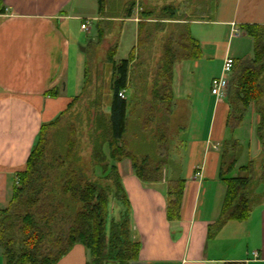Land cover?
<instances>
[{
  "label": "crops",
  "instance_id": "crops-1",
  "mask_svg": "<svg viewBox=\"0 0 264 264\" xmlns=\"http://www.w3.org/2000/svg\"><path fill=\"white\" fill-rule=\"evenodd\" d=\"M92 1L97 12H82ZM156 1L161 0H130L129 4L133 3L131 14L120 25L134 22L136 41L140 13ZM1 7L0 209L11 198L17 173L25 167L41 125L53 120L85 90L86 43L80 41L74 29L80 32L85 26L83 29L88 30L92 18L97 22L104 18L103 0L101 8H98V0H0ZM207 14L195 15L197 17L186 21L191 36L199 43L201 55L198 59L182 61H192L195 69L217 61L221 73L226 56L234 60L251 56L247 49L237 48L233 53L232 40L237 37L253 47L252 37L242 26L264 24V0H216ZM171 22L173 29L184 23ZM120 35L121 32L115 40L117 48ZM182 61L173 69V98L175 71ZM215 76L218 75H211L210 80ZM127 90L128 85L122 90L125 96ZM212 96L213 104L206 109L198 105L195 120L187 127L191 138L188 139L186 166L180 147L171 154L161 181L139 179L128 158L115 162L129 200L131 236L140 243L137 259L126 264H264V188L259 186V181L264 180V154L259 156L260 179L253 177L250 187L253 204L248 217L229 220L217 227L226 193V186L218 177L222 142L237 139L240 144V141L233 135L235 129L231 132L226 125L230 111L226 99ZM244 117L246 121L249 118L250 125L254 121L259 145L256 130L259 116L253 104ZM258 147L262 149L261 144ZM250 161L253 162L249 158L247 163ZM174 176H182L185 182L179 217L170 220L166 215V199L168 181ZM89 259V251L76 244L56 264H86ZM4 263L0 246V264Z\"/></svg>",
  "mask_w": 264,
  "mask_h": 264
},
{
  "label": "trees",
  "instance_id": "trees-1",
  "mask_svg": "<svg viewBox=\"0 0 264 264\" xmlns=\"http://www.w3.org/2000/svg\"><path fill=\"white\" fill-rule=\"evenodd\" d=\"M132 5L129 4L125 17L130 16ZM98 8H101V0H98ZM2 11L3 7L0 8ZM175 13L173 5L165 4L161 7V14L153 19L176 20ZM152 15L153 10L149 9L140 13L138 45L142 41L143 28L154 22L149 20ZM242 28L252 37V55L234 60L224 95L230 107L226 125L228 128L238 127L248 107L253 104L259 116L256 128L258 140L264 148V24H245ZM102 31L97 26L98 39L103 35ZM181 33L179 48L173 50L170 43L166 44L152 91V101L162 105L167 113L171 111L173 100L174 65L182 60L198 59L201 55L198 41L189 32V22ZM134 49L136 46L127 57L119 60H115L117 41L108 50L107 61L112 68L109 114L97 110L100 105L95 104L97 111L91 118V133L94 136L92 158L96 167L100 168L99 177L110 184L103 185L87 177L78 164L76 128L72 123L61 127L63 117L81 98L82 92L53 120L41 125L25 167L17 173L11 198L0 209V246L4 264H56L76 244L89 251L90 259L86 264H110V261L126 264L137 259L140 243L131 236L129 200L115 162L130 159L136 176L151 182L163 179V170L169 159L160 160L152 167L150 159L144 157L143 164L150 166L146 169L143 164L138 165L134 155L126 149L129 105L127 98L121 97L119 92L128 85ZM86 83L87 77L83 89ZM51 128L58 130L55 142L52 141L54 150L50 149L47 134ZM168 135L160 138L163 147ZM239 149L237 139L222 142L218 177L225 184L226 193L217 227L229 220L246 219L253 204L250 197L253 162L240 166L239 174L230 175ZM184 182L182 176H174L168 181L166 215L170 220L179 217ZM112 190H115L112 198L120 206L118 212L122 214V220L113 222L110 230L109 194Z\"/></svg>",
  "mask_w": 264,
  "mask_h": 264
},
{
  "label": "rangeland",
  "instance_id": "rangeland-1",
  "mask_svg": "<svg viewBox=\"0 0 264 264\" xmlns=\"http://www.w3.org/2000/svg\"><path fill=\"white\" fill-rule=\"evenodd\" d=\"M215 1L161 0L153 2V5H150L147 10H153L152 19L149 20L154 22H150L141 31L142 41L139 45L134 33L135 23L126 21L125 25H120V22L126 18L124 15L130 0H103L102 14L104 18L102 21H98L101 23L98 24L96 19L92 18L93 20L91 19L88 23V30L83 29L85 26L80 32L77 31V28L74 29L73 32L78 34L80 41L86 43L84 46L87 56V83L81 98L73 104L63 117L61 127H66L72 123L76 128L75 137L77 157L79 158L78 164L88 178L99 181L103 185L110 184L99 177L100 168L99 166L96 167L97 165H95L92 158V148L94 146L92 139L94 136L91 133L93 124L91 118L98 109L105 113L107 109L106 103L108 99L111 100L112 93L109 84L112 68L111 64L107 61L108 50L116 42V36L120 32V43L118 44L115 60L127 57L131 48L137 44L136 49L132 53L133 59L130 62L127 95L123 96L127 98L129 105L128 125L125 134L126 149L134 155L138 165L143 164L142 159L145 157L150 159V166L154 167L158 161L170 159L171 154L179 151L178 147H180L181 151H183V163L186 166L188 141H190L188 139L191 138L189 136L191 132L187 127L195 120L194 114L196 115L197 113L195 110L198 105H203L204 109H206L207 106L209 107L213 104L214 97L209 93V77L213 74L219 75L220 66L216 61L215 63L208 62L206 66H200L195 69L192 67V61H182L180 67H177L175 71L174 98L171 104L172 110L169 113L166 112L162 105L152 101V91L159 66L162 63L161 59L166 44L170 43L172 48H174L173 50L179 48L183 36L181 32L185 29L186 21L197 17L195 15L207 14L210 5H213ZM165 3L175 7L176 13L174 16L177 18L176 20L184 21V23H180L181 26L177 29H173L172 25L174 23L171 22L174 21L173 19H164L163 21L153 19L161 14V7ZM85 7L87 9L81 11L86 14L97 12L94 1ZM75 22L79 24L78 20ZM96 24L103 30V35L100 39L97 38ZM237 48L240 50L247 49L248 53L252 55V48L249 43L236 37L232 40L231 51L235 53ZM95 104L100 105L97 106V110L94 107ZM191 114L193 115L192 117H190ZM249 121V118L246 121L244 117L243 123L238 127L230 128L231 132L235 129L233 135L234 137H238L242 149H239L237 164L235 163L230 174L237 175L238 165L247 163L248 159L251 158L254 167L253 177L259 181L262 171V163L259 156L264 154V148L260 149L258 147L261 143L258 145L256 140L254 121L251 125ZM47 134L50 141V149L53 148L54 150L52 141L55 142L58 130L51 128ZM166 134L169 135L167 138L165 137L166 141L163 147L160 138ZM228 136L232 137V134L229 133ZM167 139L169 143H167ZM104 152L107 153L105 147ZM248 154L250 157H248ZM144 166L146 169L150 167L149 165ZM259 183V186L264 188V180H260ZM112 195H115V190H112V193L110 192L109 194V198L111 199L108 217L110 230H112L111 225L113 222L122 220V214L118 212L120 206L112 198ZM110 264L116 263L110 261Z\"/></svg>",
  "mask_w": 264,
  "mask_h": 264
},
{
  "label": "built area",
  "instance_id": "built-area-1",
  "mask_svg": "<svg viewBox=\"0 0 264 264\" xmlns=\"http://www.w3.org/2000/svg\"><path fill=\"white\" fill-rule=\"evenodd\" d=\"M234 65V59L230 56H226L221 68V73L218 76L212 77L210 80V92L215 97H224L227 82L230 73L232 72ZM121 97L124 96L123 91L119 92Z\"/></svg>",
  "mask_w": 264,
  "mask_h": 264
}]
</instances>
